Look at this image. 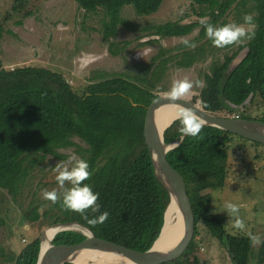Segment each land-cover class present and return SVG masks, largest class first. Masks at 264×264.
Returning a JSON list of instances; mask_svg holds the SVG:
<instances>
[{
    "label": "trees",
    "instance_id": "obj_1",
    "mask_svg": "<svg viewBox=\"0 0 264 264\" xmlns=\"http://www.w3.org/2000/svg\"><path fill=\"white\" fill-rule=\"evenodd\" d=\"M74 1L87 13L104 10L106 40L116 37L119 27L124 25L121 12L125 6H132L136 15L146 17L156 14L164 2ZM188 1L201 8L196 13V21L168 22L155 27L153 34L161 38H180L198 30L197 39H206V42L194 49L183 44L176 48L182 52L169 57L162 51L144 72L134 76L94 73L89 78L90 84L79 94L61 74L49 69L0 70V191L16 201L32 173L47 157L66 160L75 155L88 162L92 176L85 183L99 194L100 213L107 211L108 219L92 227L79 214L64 211L58 202L54 204L56 213L51 225L79 223L91 229L97 238L135 251L145 252L152 247L163 228L171 197L156 177L145 141L147 108L162 97L157 85L171 62L180 68H189L205 60L207 48L213 45L200 24L202 18L208 17L207 23L220 27L226 25L224 20L234 8L238 23H245L243 17L250 14L255 26L253 39L216 62L209 83L216 108L204 106V109L264 123V118L238 114L256 98L264 108V0ZM111 53L117 55L115 51ZM180 127L177 120L166 130L167 144L181 141ZM234 139L246 140L216 127L204 126L198 137L186 136L179 146L168 152V161L186 182L196 229L182 257L166 264H190L189 258L196 249L198 225L212 215L213 198L208 191L214 187L215 156L226 152ZM60 151H71V154ZM100 213L89 211L87 215L92 219ZM43 235L23 249L15 264L38 263ZM86 238L82 231L70 229L57 233L54 244L74 245ZM222 243L234 264H264V241L257 249L251 245L248 235L226 234Z\"/></svg>",
    "mask_w": 264,
    "mask_h": 264
},
{
    "label": "rangeland",
    "instance_id": "obj_2",
    "mask_svg": "<svg viewBox=\"0 0 264 264\" xmlns=\"http://www.w3.org/2000/svg\"><path fill=\"white\" fill-rule=\"evenodd\" d=\"M200 10L188 0H164L156 14L139 17L132 6H125L121 12L124 25L119 27L116 37L106 40L102 9L87 13L74 0H0V70L49 69L61 74L81 94L94 73L134 76L144 72L162 51L167 57L182 52L176 48L184 44L183 39L195 43L196 47L205 43L206 39H197L198 30L180 38H161L153 34L155 27L168 22L196 21ZM238 20L233 8L224 21L241 25L249 32L255 30L253 24H240ZM248 41L245 39L225 48L210 46L205 60L189 68H180L171 62L157 85L158 93L171 97L169 91L177 80L188 79L194 85L197 80L203 81V87L194 86L180 98L195 102L203 110L204 106L216 108L214 91L209 84L216 62ZM205 111L227 117L223 112ZM238 114L262 119L264 108L256 98ZM60 153L71 154V151ZM215 157L214 187L208 191L213 198L212 215L198 225L196 249L189 258L190 264H234L222 243L226 234L251 232L264 241V147L234 139L226 152ZM68 160L47 157L32 173L16 201L0 191V264H15L23 249L52 226L56 211L54 204L43 198L42 191H59L54 168L59 162L70 168ZM227 203L240 206L239 219L244 229L234 227L236 217L228 215Z\"/></svg>",
    "mask_w": 264,
    "mask_h": 264
},
{
    "label": "water",
    "instance_id": "obj_3",
    "mask_svg": "<svg viewBox=\"0 0 264 264\" xmlns=\"http://www.w3.org/2000/svg\"><path fill=\"white\" fill-rule=\"evenodd\" d=\"M165 106H174L183 110H190L200 119L206 121L205 126L216 127L246 140L264 145V123L261 121L216 116L182 98L175 100L172 97L157 98L147 108L144 134L156 177L168 190L171 197V202L166 213L172 203H176L182 215V224L175 234L174 239H172V242L169 245L168 242L166 245H158V242L166 235V231L170 229L167 225L166 213L165 222L158 239L145 252L135 251L122 245L99 239L91 229L82 224L60 223L52 225L47 229L59 230L55 234L53 233L47 248L45 250H43V247L41 248L37 264H77L80 258L85 257L89 253L102 256H116V258L128 262V264H166L182 257L194 239L196 222L191 201L187 194L186 182L183 176L172 167L167 159L168 152L179 146L186 136L181 138V141L177 140L167 144L164 137L165 132L179 119H173L162 132L158 130L156 124L157 113ZM70 229L82 231L87 236L86 240L74 245H55L54 238L57 233Z\"/></svg>",
    "mask_w": 264,
    "mask_h": 264
},
{
    "label": "clouds",
    "instance_id": "obj_4",
    "mask_svg": "<svg viewBox=\"0 0 264 264\" xmlns=\"http://www.w3.org/2000/svg\"><path fill=\"white\" fill-rule=\"evenodd\" d=\"M183 10H181V13ZM245 24L252 25V16L245 14L243 17ZM208 17H204L200 20V24L205 27L206 36L211 41L212 45L216 48H225L235 44L242 43L245 39L251 40L254 38V33L249 32L245 27L237 24H226L220 27H215L210 23H207ZM186 47L195 48V43H189L187 39L182 41ZM203 87V81L197 80L195 85L188 79L174 81L169 95L173 100L187 95L194 87ZM181 127L179 131L184 136H191L196 138L199 136L206 121L200 119L195 113L190 110H184L177 114ZM68 163L71 164L69 168L64 162L56 164L54 170L57 175L55 177L59 187L57 190H43V198L50 201L53 204L60 203L61 208L64 211L79 214L88 225L95 227L97 225L104 224L109 213L104 211L100 213V205L97 203L99 194L94 193L91 186L85 183V181L91 179L92 172L87 161L83 159H77L75 155L69 157ZM239 205L234 203H227L225 208L228 215L236 217L234 220V227L237 229H244L245 225L241 219H239ZM100 213L98 216L89 219L87 213ZM248 237L252 246H258L261 244V237L248 232Z\"/></svg>",
    "mask_w": 264,
    "mask_h": 264
},
{
    "label": "bare ground",
    "instance_id": "obj_5",
    "mask_svg": "<svg viewBox=\"0 0 264 264\" xmlns=\"http://www.w3.org/2000/svg\"><path fill=\"white\" fill-rule=\"evenodd\" d=\"M181 111L184 110L174 106H165L161 108L158 111L156 118L158 130L162 132V130L168 126L173 119L177 118V114ZM166 221L170 229L166 231V235H164L162 240L158 242L159 246L166 245L167 242L169 245V243L172 242V239H174L175 234L178 232L180 225L182 224V215L176 203H172V205L169 207L166 213ZM58 230L59 229H54L44 232L43 250L47 248L53 233L55 234ZM77 264H128V262L119 260L116 258V256L112 255L102 256L95 253H89L86 254L85 257L80 258V260L77 261Z\"/></svg>",
    "mask_w": 264,
    "mask_h": 264
}]
</instances>
